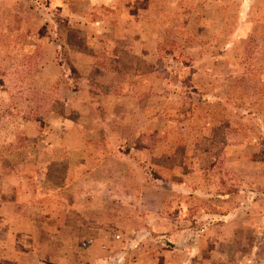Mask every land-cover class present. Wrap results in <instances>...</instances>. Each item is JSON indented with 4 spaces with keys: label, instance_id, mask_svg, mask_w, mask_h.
I'll return each instance as SVG.
<instances>
[{
    "label": "rangeland",
    "instance_id": "obj_1",
    "mask_svg": "<svg viewBox=\"0 0 264 264\" xmlns=\"http://www.w3.org/2000/svg\"><path fill=\"white\" fill-rule=\"evenodd\" d=\"M102 14L111 20L110 32L112 23L124 26L122 18L130 21L132 16L130 29L121 27L120 32L117 26V35L124 30L130 39L120 40L116 53L124 62L135 58L156 61L154 76L148 77L149 68L142 67L146 75L139 85L141 91L152 87L157 92V128L164 136L163 120H167L165 138L172 142L171 147L158 145L154 163L142 156L143 178L137 180L142 185L138 217L128 215L125 223L116 227L120 232H101L106 233V240L99 243V249L113 250L102 264L136 262L138 255L128 247L130 241L144 235L143 225L150 228L149 221H154L156 212L164 213L165 201L173 206L168 209L173 244L184 245L187 240L190 251L200 252L197 258L190 256L189 264H264V147L249 145L237 152L225 146L241 139H264V81L259 79L260 71H264L260 65L264 60V0H120L110 8L92 6L90 0H0V154L10 145L23 144L26 125L21 112L36 111V96L47 97L43 110L45 117L51 118L52 107L58 112L64 107L76 110L77 90L85 98L91 87L105 91L110 85H118L113 79L119 70L108 61L114 57L102 49L112 34L101 31L106 25L93 27L96 19L102 20ZM93 57L98 66L84 65ZM108 76L111 82L104 81ZM137 84L126 83L128 91H137ZM8 93L14 100L6 99ZM56 100L66 104L53 103ZM10 105L16 110H10ZM33 112L30 117H35ZM170 169L169 178H165ZM131 182L117 189L118 201L125 199V207L128 196L123 197V193ZM169 187L173 193L170 199L165 195ZM234 190L242 191L243 197L236 198L238 203H249L251 231L238 226L244 214L228 221L220 219L233 202L217 193ZM145 191L156 198V211ZM161 220L156 218L158 226ZM80 238L73 245H59L47 238V243L31 242L30 251L38 248L45 258L39 263L30 254L18 262L60 264L58 259L65 255L61 264H81L74 257L92 244L93 237ZM213 238L221 252L216 261L209 255ZM145 244L154 251L155 245ZM125 247L131 259L120 258L121 253L112 255ZM150 252L141 254L138 264L148 262ZM184 256L173 250L172 264L182 262ZM8 262L12 264L13 259Z\"/></svg>",
    "mask_w": 264,
    "mask_h": 264
},
{
    "label": "crops",
    "instance_id": "obj_2",
    "mask_svg": "<svg viewBox=\"0 0 264 264\" xmlns=\"http://www.w3.org/2000/svg\"><path fill=\"white\" fill-rule=\"evenodd\" d=\"M116 2L119 3L120 0H90V4L96 7L103 5L110 8ZM101 18L102 20L94 21L93 27L106 25L101 28V31H109L108 36L112 34V38L103 42L105 47L102 49L106 54L114 57L108 61L112 68L119 70H115L116 78L113 79L114 82L115 80L118 82V85L114 86L111 83L113 86L110 85L105 91L91 87V91L87 90L88 97L85 98L80 97L81 91L77 90L75 94L79 100L76 102V110H72L73 108L66 110L64 107L61 112H58L52 107L49 109L52 113L51 118L45 117L44 101L40 108L41 112L39 107H33L36 108L35 112H33L34 109L32 110L35 117H30L32 112L29 110H23L21 113L24 117L21 119L26 125L23 144L14 147L10 145L0 154V264H11L8 260L12 259V264H23L18 260L28 258L30 254L41 263V259L45 256L42 253L39 255L38 248L30 251L31 242L47 243L49 242L45 239L47 238L59 245H73L80 241L82 236L93 237L92 244L78 252L74 258L79 259L81 264L104 263L113 250L99 249V243L106 240L104 239L106 233L101 232L103 230L120 232V228L116 227H121L120 225L125 223L128 215L129 217L137 216L136 207H140L142 191V185L137 180L143 178L142 156L146 157L148 162L154 163L158 145L172 146L169 138H165L167 137V120H163L164 136L160 134L162 129L157 128V92L152 87L141 91L139 85L146 75L142 67L149 68L148 77L154 76L156 61L135 58L133 61L124 62L116 53L119 41L130 39L124 30H122L123 34L117 35V26L118 30L121 27L130 29V24L134 22L132 16L129 18L130 21L122 18L124 26H120L121 22L112 23V32L109 28L111 20H108V14H102ZM69 28V30L73 29L72 26ZM132 36L135 37V35ZM131 40L134 42L133 39ZM124 42L127 43V41ZM137 43L138 46L141 45L140 39ZM110 45L113 46L110 47ZM84 65L95 67L99 64L93 57L91 62ZM260 65L264 66V60L260 61ZM259 77L260 81H264V71H260ZM103 79L105 82H111L110 76L106 80ZM131 82L138 83L137 91L131 92L130 89L128 91L126 83ZM33 94L31 93L32 96ZM5 96L8 101L14 100L10 93ZM64 101L56 100L53 103L66 104ZM9 109L16 110L11 105ZM249 145L264 147V139L247 138L225 144L226 148H235L237 152L239 147ZM237 152L233 161H236ZM171 172L172 169L166 171L165 178H169ZM129 180L132 182L128 185L127 192L123 193V197L128 196V207H125V199L118 201L120 197L117 189H119L118 185L125 184ZM240 191L217 193L227 195L226 197L231 198L233 202L228 212L221 213L220 219L228 221L239 213L244 214V220L238 226L250 228L251 231L253 222L250 212H247L250 209L249 203L240 204L236 201L237 197H243ZM165 193L170 199L173 194L172 188H166ZM147 194L154 202L156 211L158 209L156 198L150 193ZM170 202H163L164 215L156 212L154 221H149L150 228L143 225L144 235L137 238L138 241L133 239L129 244V239L124 242L129 244L128 247L133 248L134 254L138 255L134 258L136 262L132 264H138L137 258H141V254L150 252L151 248L148 249L145 244L147 242L155 246L145 264H172L173 250L185 255L184 259L181 258L182 262L179 261L178 264H189V261H192L191 255L197 258L200 252L190 251L185 238L184 245L183 242H180L179 246L173 244L174 238L169 230L173 227L172 214L168 213L171 212L168 209L173 207L168 205ZM125 210L130 213L124 214ZM139 211L140 209L137 210ZM160 216L162 224L158 226L156 218L161 219ZM64 229L67 233L63 231ZM136 230L134 232L140 234ZM158 231L163 233H157ZM77 232L84 235H77ZM209 240L208 243L211 241ZM112 242H117V239ZM215 243L216 238H213V246L209 243L212 247L209 255H212L214 261L221 256ZM120 249H116L117 252L112 255L116 257L121 253L120 258L131 259L126 247L123 250ZM62 260H66L65 255L56 261L61 264Z\"/></svg>",
    "mask_w": 264,
    "mask_h": 264
},
{
    "label": "trees",
    "instance_id": "obj_3",
    "mask_svg": "<svg viewBox=\"0 0 264 264\" xmlns=\"http://www.w3.org/2000/svg\"><path fill=\"white\" fill-rule=\"evenodd\" d=\"M34 95H35V94H33V96H32V97H34ZM34 99L36 100V101H35V100H33V101H35V102H36V104H37V105L35 104V105H36V107H39V108L43 106V101H45V100L47 101V97H46V99H45V97H44L43 99H42V97H39V99H38V100H37V97H36V98H34ZM41 99H42V101H41Z\"/></svg>",
    "mask_w": 264,
    "mask_h": 264
}]
</instances>
